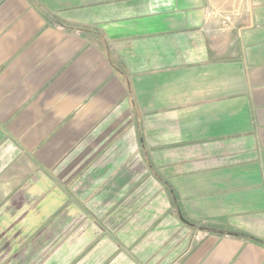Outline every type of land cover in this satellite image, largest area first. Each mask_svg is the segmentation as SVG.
<instances>
[{"label": "crops", "instance_id": "crops-1", "mask_svg": "<svg viewBox=\"0 0 264 264\" xmlns=\"http://www.w3.org/2000/svg\"><path fill=\"white\" fill-rule=\"evenodd\" d=\"M261 242L264 0H0V264Z\"/></svg>", "mask_w": 264, "mask_h": 264}, {"label": "rangeland", "instance_id": "rangeland-1", "mask_svg": "<svg viewBox=\"0 0 264 264\" xmlns=\"http://www.w3.org/2000/svg\"><path fill=\"white\" fill-rule=\"evenodd\" d=\"M260 244V243H259ZM261 246L264 248V242H261Z\"/></svg>", "mask_w": 264, "mask_h": 264}]
</instances>
